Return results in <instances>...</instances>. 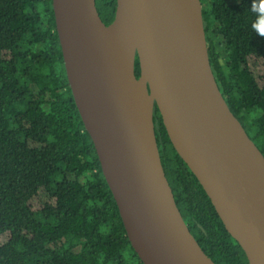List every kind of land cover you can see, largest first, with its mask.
I'll return each mask as SVG.
<instances>
[{"label":"trees","instance_id":"16d2710c","mask_svg":"<svg viewBox=\"0 0 264 264\" xmlns=\"http://www.w3.org/2000/svg\"><path fill=\"white\" fill-rule=\"evenodd\" d=\"M96 3L110 24L117 0ZM201 3L218 86L264 154V0ZM154 122L166 176L203 250L216 264H249L157 105ZM0 264H144L69 85L52 0H0Z\"/></svg>","mask_w":264,"mask_h":264},{"label":"water","instance_id":"95a60500","mask_svg":"<svg viewBox=\"0 0 264 264\" xmlns=\"http://www.w3.org/2000/svg\"><path fill=\"white\" fill-rule=\"evenodd\" d=\"M52 5L76 105L142 262L216 264L166 176L157 105L173 146L249 264H264V154L218 86L201 0H117L110 24L96 0Z\"/></svg>","mask_w":264,"mask_h":264}]
</instances>
